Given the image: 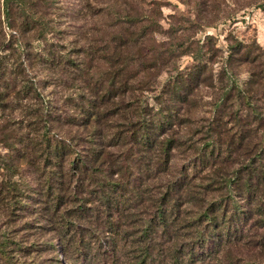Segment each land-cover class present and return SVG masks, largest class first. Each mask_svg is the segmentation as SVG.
<instances>
[{
  "label": "rangeland",
  "instance_id": "obj_1",
  "mask_svg": "<svg viewBox=\"0 0 264 264\" xmlns=\"http://www.w3.org/2000/svg\"><path fill=\"white\" fill-rule=\"evenodd\" d=\"M76 1L34 0L35 11L21 0L11 3L14 26L26 18L38 20L30 32L6 26L0 11L4 48H15L19 63L24 58L22 77L5 76L8 86L0 87V264H264V223L256 221V214L236 229L231 243L211 241L196 257L188 253L195 250L192 240L201 229L198 214L218 196L209 191L213 177L220 182L243 159L234 155L231 164L199 166L198 171L190 167L222 91L231 84L242 87L249 72L261 77L253 87L256 95L264 83V0H127L125 11L113 3L79 0L83 6L88 2L90 11L80 8L76 19L57 15V7L76 8ZM119 36L127 47H112ZM234 48L242 49L234 54ZM47 50L55 57L53 66L44 59ZM7 52L0 56L7 59ZM244 52L247 61L239 58ZM256 55V60L249 59ZM195 62L203 65L201 79L186 101L175 102V120L164 133L159 131L153 148L144 153L129 139L117 142L114 132L123 130L129 117L134 120V106L155 110L174 74ZM113 70L129 89L116 92L103 108L107 115L94 122L95 132L103 133L99 169L104 172H95L88 181L94 188L105 184L103 192L117 195L118 202L107 208L97 201V189L87 193L83 181L82 191L69 188L73 197L64 198L58 210L47 209L52 197L44 195L38 162L21 158V144L40 130L43 114L51 135L79 141L81 151L92 125L73 122L78 104L87 96L86 84L103 82ZM25 84L31 90L22 93ZM232 99L226 97L225 110L211 125L221 147L228 142L225 126L234 123L231 114L239 109L236 102L231 105ZM123 103L128 105L125 113L119 108ZM164 139L172 142L163 156L158 141ZM56 177L51 196L59 192ZM7 183L14 189L6 193ZM83 198H90L83 202L88 207L75 213ZM161 210L167 214L164 225L151 221Z\"/></svg>",
  "mask_w": 264,
  "mask_h": 264
},
{
  "label": "trees",
  "instance_id": "obj_2",
  "mask_svg": "<svg viewBox=\"0 0 264 264\" xmlns=\"http://www.w3.org/2000/svg\"><path fill=\"white\" fill-rule=\"evenodd\" d=\"M21 1L28 4L30 10H34V7L37 5V2H34V0ZM43 1L46 3V0H39V3H43ZM92 1L105 3L104 5L113 3L121 6L123 11L127 8V0ZM13 2L17 4L20 0H2L0 11L2 13L3 22H5V25L8 27L21 28L22 32H30L35 28V25L32 23L38 20L26 18L20 21L18 26H14L10 23V12L12 10L10 5ZM78 2L79 0L76 1V8H73L71 5L69 8L57 7V11L60 12L57 15L67 16L71 19H74L75 16L76 19V13L80 11V8L87 7L88 11H90L91 6L88 2H86L84 6ZM77 5L79 9H77ZM93 13L95 14V11ZM134 17L136 16L132 15L131 17L133 21ZM1 34L0 29V52L9 49V52H7V59H4V56H0V87L6 89L8 85L4 82L5 76L22 77L21 75L24 70L22 59L24 58L21 57L19 63V59L17 60V55L14 52L15 48H4L5 44L3 43V36ZM135 39H137V37ZM135 39H133L134 45ZM115 42L117 44H114V46H112L113 48L128 46L123 36H119ZM234 49L237 50L238 48ZM241 49L242 48H239L233 53H238ZM11 50H13V52H10ZM45 52L46 55H49L44 59L52 63V66L55 65V63H53V58L55 59L53 52H49L48 50ZM239 56V58L243 59L242 61H247L245 52ZM257 57L258 55L249 59L254 58L256 60ZM8 61H11V63L8 64ZM69 63L73 64L74 62L69 60ZM57 64L58 63H56V65ZM203 70L204 68L201 62H195L181 72L174 74L171 81L166 84L165 90H163L164 94L158 99V105L155 110H150L147 105L142 104L140 106H134V120L129 117L125 126H123V130H116L114 132V137L117 139V142L122 143L124 139H129L139 151L141 150L144 153L146 150L152 149L157 143L156 139L158 138L159 131L160 133H164L163 130L170 126L175 120V114L177 112L175 109V102L186 101L187 96L197 86L198 79H201L200 75ZM117 71L118 70H113L110 74L108 73L107 78H105L103 82H98L97 80V82L94 81L92 84H86L87 96L83 97L84 100L78 104L77 109L79 114L74 118L75 121H73L75 124L84 128L92 125V129L87 132V136L84 138L86 146H81V151L76 147V145H79V141L73 144L64 141L60 137L58 138L51 135V133L48 132L47 119L43 117V114L42 116L40 114L38 118L40 122L38 129L40 130L33 131V137L28 138L26 142H22L21 151L23 154L21 158L23 157V160L30 163L35 161L38 162L37 167L42 174V183H44V195L52 197L50 198V201H52L51 204L48 202L46 203L50 205L46 206L47 209L51 208L52 210H58L60 203L64 201L63 199H69V195L71 194L69 188H73V191H82L81 189L84 188L82 185L83 181L87 183V193L91 194L97 189L100 195L97 201H102L107 208L115 207V204L118 202L117 195L113 197L111 194L107 195V192H103V185L105 184H100L96 186L99 188H94L93 186L89 187L91 183L88 181H92L95 172L100 170L101 148L99 145L104 142L102 141V131L95 132L94 122L104 116V113L107 115L108 111L105 112L103 108L107 103L113 101L112 97L116 92L123 93L129 89V84L126 82V79L125 81L124 79L120 80ZM260 79L261 77L259 74L249 72L248 78L243 83L242 87H236L231 84L222 91L219 99L213 104V114H215V116H213L207 124V136L199 148H197L195 156L196 161L193 160V163H190L192 171H198L199 166H203V169H205L215 163L217 167L220 164H231L233 163L234 155H243L240 167L235 168L227 177L221 178V181L219 179L220 182L213 177V182H211L210 185L207 184L210 186L209 191H217L218 196H213L216 198L209 200L205 208H203L197 216V221L201 223V229L197 232L196 238L192 240V246L194 244L195 248H193L195 250L193 252L192 249L188 250V253L193 256L195 255V257L199 250L202 249L204 243L206 244V248L209 247L208 243L211 241H215L216 245L219 243V245L221 244L223 246L227 243H231L236 239V229H239L242 225H246L249 217L253 214L258 215L256 221L264 223V83L260 82V92L258 95L255 94L258 90L255 91L253 89L254 85L259 82ZM23 87L25 90L23 89L22 93L31 90L30 86L27 84ZM21 90L22 89L16 90L14 94L18 95ZM228 95H233L231 105H234V102H236L239 109L231 114L235 117L234 123L228 121L230 126H225V131L228 132L226 136L228 142L225 144L223 143V147H221V144L216 141L218 135H212L213 128H211V125L217 124L216 119H218V116L216 115L220 116V113L225 110L226 97ZM3 104V96L0 92V108L4 106ZM125 104L126 103H123L122 107H119L122 113H125L128 107V105ZM243 106L246 108H242ZM242 110L245 112L244 115H240ZM124 119H126L125 116ZM158 142L161 153L164 156L172 141L170 139H164ZM9 169L11 172L12 167L10 165ZM100 172L104 171L101 169ZM12 173L17 174V171L13 169ZM219 174H221V172H219ZM53 176L58 177H56V182L59 183V186H57L59 192L51 196L49 192L53 187L51 181ZM77 180L81 182L76 187L74 183ZM112 185L119 186L118 183L113 184L112 182H108V186ZM9 188L11 190L14 189L12 185L8 183L7 185L5 184L6 193ZM65 189L68 191L67 194L64 192ZM72 194L70 197H73ZM89 199L90 198H83L82 201L73 208L74 211L76 210L75 213L82 214V211L88 207L84 203H89ZM154 219H156L159 224L161 223V225H164L167 220V214L161 210L155 214L151 221ZM148 224L149 222L146 223V226ZM77 249L78 253H83L81 252V248ZM2 251L3 249L0 246V253Z\"/></svg>",
  "mask_w": 264,
  "mask_h": 264
}]
</instances>
